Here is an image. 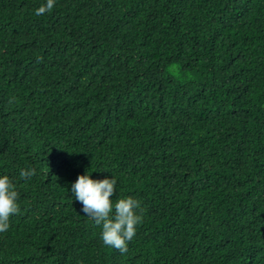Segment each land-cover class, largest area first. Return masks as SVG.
I'll return each instance as SVG.
<instances>
[{
	"label": "trees",
	"instance_id": "obj_1",
	"mask_svg": "<svg viewBox=\"0 0 264 264\" xmlns=\"http://www.w3.org/2000/svg\"><path fill=\"white\" fill-rule=\"evenodd\" d=\"M45 3L0 0V264H264V0ZM86 172L140 202L124 254Z\"/></svg>",
	"mask_w": 264,
	"mask_h": 264
},
{
	"label": "clouds",
	"instance_id": "obj_2",
	"mask_svg": "<svg viewBox=\"0 0 264 264\" xmlns=\"http://www.w3.org/2000/svg\"><path fill=\"white\" fill-rule=\"evenodd\" d=\"M56 0H46V3L36 9V15L50 12ZM35 169H22L21 178H31ZM91 175H79L71 185L75 200L82 204L81 211L88 217L102 224L101 240L104 245L124 254L128 243L136 235V228L143 221V209L140 202L132 197L117 199L113 204L111 197L116 193L114 178L95 180ZM19 193L8 176L0 177V233L9 229V218L18 214L17 203Z\"/></svg>",
	"mask_w": 264,
	"mask_h": 264
}]
</instances>
